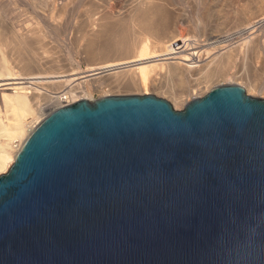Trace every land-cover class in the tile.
Wrapping results in <instances>:
<instances>
[{
  "label": "water",
  "instance_id": "water-1",
  "mask_svg": "<svg viewBox=\"0 0 264 264\" xmlns=\"http://www.w3.org/2000/svg\"><path fill=\"white\" fill-rule=\"evenodd\" d=\"M0 264H264V98L49 112L0 173Z\"/></svg>",
  "mask_w": 264,
  "mask_h": 264
},
{
  "label": "bare ground",
  "instance_id": "bare-ground-1",
  "mask_svg": "<svg viewBox=\"0 0 264 264\" xmlns=\"http://www.w3.org/2000/svg\"><path fill=\"white\" fill-rule=\"evenodd\" d=\"M114 2V8L105 2L86 6L88 18L81 24L78 42L83 43V53L90 62L87 69L47 60L44 53L51 50L42 43V29L6 33L0 23V173L10 168L41 122V110L87 99H79L78 93L90 95L92 79L113 91L142 89L149 94L152 90L170 98L175 106H185L197 98L195 88L201 90L200 95L207 94L214 86L225 85L222 81L241 85L248 94L264 95V0H247L238 3L237 9L234 6V12L242 14L238 24H231V17L211 15L214 9L221 13L220 2L198 0L195 23L199 32L191 31L192 35L179 34L178 27L187 17L174 7L172 12L170 0H139L129 6L122 0ZM52 4L51 17L58 27L69 0L61 4L53 0ZM1 11L0 0V17ZM98 12L101 14L95 18ZM7 57L21 72L12 69ZM238 60L240 70L235 71Z\"/></svg>",
  "mask_w": 264,
  "mask_h": 264
},
{
  "label": "rangeland",
  "instance_id": "rangeland-1",
  "mask_svg": "<svg viewBox=\"0 0 264 264\" xmlns=\"http://www.w3.org/2000/svg\"><path fill=\"white\" fill-rule=\"evenodd\" d=\"M65 1L67 0H57V3L61 4ZM122 1L125 4L127 3L129 6L131 4L137 5L138 4L137 2L139 0H122ZM170 1L173 2L171 3V5L173 4V6H171V11L173 12L174 9L175 10L177 9L176 10L177 12L181 11V13H183V16L185 15L188 20V21L186 20L185 23L181 24L178 27L179 34L180 35H184V34L192 35L194 33H198L199 27L197 28L196 23H195V20H196L195 17H197V14L199 13L197 9L198 0H170ZM212 1H215V0H212ZM216 1L221 3L220 4L221 6L219 5L218 7L221 10L220 11L221 13L216 12V10L214 9L216 14L215 13L211 14L214 16V18L218 16L221 17L222 15V18L223 16L226 18H229L230 20L232 18V20L230 21L231 24H238V22L239 23L241 22L240 20H242L241 18L242 14L240 13L241 14L240 15L239 12L238 13L234 12L235 10L234 6L238 5V3L240 4L241 2L243 3L247 0H216ZM1 2H2V11H1L2 14L0 17V23L2 25L3 32L9 33L12 30L17 29L24 33H28L32 31L33 28L42 29L43 31L40 30V32H43L45 36L42 43L47 44L48 47H50L49 50H51L49 51V53H44L47 55V56L45 55L47 60L49 59L50 62L54 60L55 61V62L53 61L54 63L60 64L62 66H65V63L69 62L68 64H71L74 66L80 65L81 69H87L88 67H90V62L86 58L85 54L83 53L84 51L83 43L78 42L79 35L81 36L82 25L88 18V14L85 13L86 6L88 9V5L90 6V3L92 5L93 2H94V5L95 4L97 5L98 3L100 5H103V3L105 2L104 4L108 6V8H111V7L114 8L117 5V3L114 2V0H69V6H68L66 16L64 17L60 26L57 27L55 25L57 22L53 20L51 17L52 16L51 8L53 7V4H52L53 0H1ZM236 9H237V6H236ZM230 10L233 12H231ZM98 13L99 14L95 13L94 15L95 18L96 17L98 18L99 15L101 14V12H98ZM258 14L260 15V13H257L256 11L255 18H258ZM255 15L253 14L252 16L253 19H255L254 18ZM190 25L194 27V28L191 27L192 28L191 30H190ZM191 31H193L194 33H192ZM262 35H264V29H263ZM1 50L2 48L0 47V51ZM7 61L14 71H16L17 73L21 72L20 66L12 62L10 57ZM260 63H263V62H260ZM260 63L259 65L263 66L264 63L263 64H260ZM68 64H66V66H68ZM239 68H240V63L238 60L237 65L234 66L233 69L235 71H239L240 70ZM228 82L222 81L223 84H232V82L231 83L230 82L228 83ZM90 83L93 85L90 95L84 94L83 92H79L78 93L79 99L87 98L89 100H95V99H98L106 95L144 94L143 93L144 90L142 89L139 91L138 90L137 91L135 90L113 91L110 89V86H108L107 84L94 82L93 79L90 80ZM194 90H195L194 93L198 95L197 97H202L206 94L205 93L203 95H200L201 94L200 89L195 88ZM147 93H153V94H156L158 96L168 99L173 104L175 109L181 110L184 107V105H180V104H177L175 106L173 101L170 98L166 97L165 95L158 94L155 91L149 90ZM251 95L264 98V95L259 94V93H255V94L252 93ZM62 104H65V102ZM62 104L60 105L63 106ZM55 107L57 108L56 105H50V106L48 105L44 107L41 110L42 115L40 116V121H42L44 117L50 111L55 109ZM5 115L6 114L3 113L4 117Z\"/></svg>",
  "mask_w": 264,
  "mask_h": 264
}]
</instances>
